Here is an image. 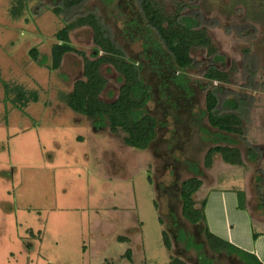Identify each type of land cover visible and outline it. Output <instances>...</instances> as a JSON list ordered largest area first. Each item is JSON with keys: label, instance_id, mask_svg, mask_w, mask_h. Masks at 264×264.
I'll use <instances>...</instances> for the list:
<instances>
[{"label": "rangeland", "instance_id": "1", "mask_svg": "<svg viewBox=\"0 0 264 264\" xmlns=\"http://www.w3.org/2000/svg\"><path fill=\"white\" fill-rule=\"evenodd\" d=\"M14 2L0 0V264H170L171 255L189 264H245L237 255L213 251L202 228L182 218L178 187L195 174L189 168L195 161L197 175L203 178L196 201L209 193L205 216L211 230L241 243L246 233L250 237L248 210L235 208V192L229 187L245 189L246 204L253 213L263 210L256 171L264 169V0H185L202 11L204 20L217 22L204 25L225 56L219 66L230 73L231 82L214 84L254 96L253 106L247 105L250 118L244 126L246 138L262 149V156L250 160L241 140L243 165H226L215 157L210 168L204 165L205 153L224 140L204 114L202 85L208 81L198 69L208 59L204 51H192L196 67L187 70L194 91L191 102L176 105L159 87L151 64L142 60L145 78L153 86L147 106L158 119V137L148 150L137 149L123 142L121 130H96L90 118L75 113L61 99V92L71 90L82 76L81 55L66 54L58 70L38 65L29 55L33 46L50 55L62 17L82 8L62 16L53 12L55 5L49 2L39 5L27 0L29 9L13 17ZM160 2L167 10H175L172 0ZM88 4L99 7L129 55L138 58L141 41L128 40L117 4L107 6L102 0H88ZM241 23L252 25L248 34L237 32L235 27ZM70 39L87 56L95 53L88 27L73 30ZM245 49L255 56L258 90L242 86ZM102 73L107 79L102 97L112 100L120 77L109 64L102 66ZM2 80L35 92L37 101L19 108L12 101L14 92L7 94ZM198 118L205 129H200ZM174 220H179L185 237L172 228ZM163 229L172 236V250L163 244ZM190 236L200 250L186 247ZM128 248L134 253L133 263L126 260Z\"/></svg>", "mask_w": 264, "mask_h": 264}, {"label": "trees", "instance_id": "2", "mask_svg": "<svg viewBox=\"0 0 264 264\" xmlns=\"http://www.w3.org/2000/svg\"><path fill=\"white\" fill-rule=\"evenodd\" d=\"M35 1L39 5H43V1L55 5L52 10L57 15L82 8L73 16L64 14L63 25L54 33L55 41L51 45L50 55L41 53L36 46L29 49V55L38 65L51 70H58L64 56L70 52L82 56V76L75 80L71 90L61 92L60 97L72 111L90 118L96 130L102 127L109 128L111 132L121 130L126 145L148 150L158 137V119L148 111L147 104L152 100L153 86L145 78L142 60L145 59L151 64L150 71L159 78V87L164 90V95L170 103L173 105L179 101L188 103L191 102L194 91L187 78V70L196 67L192 51L201 49L208 57L205 62L201 61L198 68L208 81L202 85L205 92L204 114L207 116L209 126L219 131L218 135L224 140L223 143L218 142L207 149L204 156L205 167L210 168L215 157L226 165L234 167L243 165L244 156L238 145L241 140L247 147L250 160L262 156V149L252 145L246 138L247 128L244 126L245 121L250 118L248 110L250 107L247 108V105L253 106L254 96L214 84L231 82V75L219 66L225 56L219 53L204 25L205 21L210 24L217 22L214 19L204 20L199 8L188 6L185 0H172L175 5L174 11L167 10L160 0H102L107 6L117 4L122 10V17L125 18L124 32L128 40L141 41V55L132 58L99 7L88 4V0ZM27 8V0H15L10 13L17 17ZM80 27H88L92 32L95 53L91 56H87L71 42L70 33ZM249 27L252 25L241 23L235 28L241 34L245 31V35L248 34ZM249 33L252 34L251 31ZM254 58L255 56L245 49L243 75L246 80L242 86L258 90L261 84L255 80L257 65ZM104 64L111 65L121 80L118 93L112 100H105L102 97L107 86V79L102 73ZM2 84L7 94L14 92L12 101L19 108L38 99L35 92L25 90L21 85L15 84L11 87L4 80ZM198 121L200 129H205L201 119L198 118ZM230 135L239 137V140ZM189 168L194 170L195 174L181 180L178 187L182 218L195 227L202 228L204 238L213 251L237 255L245 264H264L254 253L236 246L209 229L205 216L207 195L200 202L196 201L203 178L197 175L200 170L195 161L190 162ZM256 172L259 207L264 210V169H258ZM231 189L237 194L238 207L247 209L245 189L238 186ZM172 228L179 231V236L185 237L179 220H174ZM259 234L254 230L253 238ZM171 237L167 229L162 230L163 244L168 250H172L174 245ZM121 239L120 241L128 240ZM186 241V247L200 250L201 245L196 244L193 237L186 238ZM124 254L131 260L130 248ZM170 264L189 263L180 256L171 255Z\"/></svg>", "mask_w": 264, "mask_h": 264}, {"label": "crops", "instance_id": "3", "mask_svg": "<svg viewBox=\"0 0 264 264\" xmlns=\"http://www.w3.org/2000/svg\"><path fill=\"white\" fill-rule=\"evenodd\" d=\"M229 188L231 189L232 187H229ZM222 189H227V188H222ZM208 194H207V202H208ZM235 196H236V199H235V205L236 206H235V208H238L236 192H235ZM206 205H207V203H206ZM247 210H248L247 211L248 215H246L247 216L246 218L248 220L247 223H248L249 228H250V232H249L250 237H248L247 233H246V241L244 243H241V242H239L237 240H234L233 238H227V240L232 242L236 246H238V247L250 252V253H254L260 259V261L264 263V213L262 212L263 210H261L259 213L255 214V213H253V211L250 210L249 207L247 208ZM255 223H257V225L260 228H258L256 225H254ZM207 225H208L209 229L211 230L212 228H211V226H210V224L208 222H207ZM254 230L256 232L260 233L256 238H253V231ZM211 231L213 232L214 230H211ZM215 234H217V233H215ZM217 235H219V234H217ZM222 238H224V237H222ZM130 239L131 238L129 237L128 240H130ZM224 239H226V238H224ZM133 256H134V253L131 250V259L132 260L126 259L128 261V263L129 262L133 263V259H134Z\"/></svg>", "mask_w": 264, "mask_h": 264}]
</instances>
